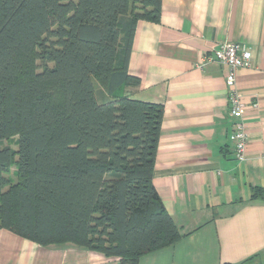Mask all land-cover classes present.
I'll list each match as a JSON object with an SVG mask.
<instances>
[{"label": "trees", "instance_id": "16d2710c", "mask_svg": "<svg viewBox=\"0 0 264 264\" xmlns=\"http://www.w3.org/2000/svg\"><path fill=\"white\" fill-rule=\"evenodd\" d=\"M160 10L0 0V142L16 147L0 148V229L118 264L182 238L152 184L163 109L124 94L139 84L127 72L136 23Z\"/></svg>", "mask_w": 264, "mask_h": 264}, {"label": "crops", "instance_id": "0c3cea01", "mask_svg": "<svg viewBox=\"0 0 264 264\" xmlns=\"http://www.w3.org/2000/svg\"><path fill=\"white\" fill-rule=\"evenodd\" d=\"M223 42L244 45L235 75L247 137L235 158L227 68L200 65ZM124 94L160 105L152 184L182 238L138 264H264V0H161L158 22L138 21ZM0 264H118L72 246L43 247L0 229Z\"/></svg>", "mask_w": 264, "mask_h": 264}, {"label": "built area", "instance_id": "2783aa9c", "mask_svg": "<svg viewBox=\"0 0 264 264\" xmlns=\"http://www.w3.org/2000/svg\"><path fill=\"white\" fill-rule=\"evenodd\" d=\"M217 63L227 68L225 74V84L230 89L229 101L231 104V115L234 119L232 142L234 144V155L236 160H244V151L247 137L242 121L241 95L235 88V75L240 69L251 67L252 55L242 44L237 42H223L208 56L202 57L200 65Z\"/></svg>", "mask_w": 264, "mask_h": 264}, {"label": "rangeland", "instance_id": "374dc122", "mask_svg": "<svg viewBox=\"0 0 264 264\" xmlns=\"http://www.w3.org/2000/svg\"><path fill=\"white\" fill-rule=\"evenodd\" d=\"M9 145L12 149H16L15 145L9 143L8 141H2L0 142V148ZM14 168L11 169V171H13Z\"/></svg>", "mask_w": 264, "mask_h": 264}]
</instances>
